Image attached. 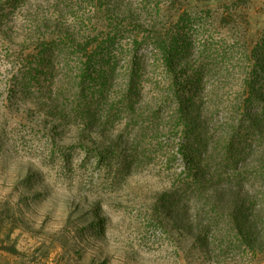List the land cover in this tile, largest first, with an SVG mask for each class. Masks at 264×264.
Here are the masks:
<instances>
[{"label":"rangeland","instance_id":"obj_1","mask_svg":"<svg viewBox=\"0 0 264 264\" xmlns=\"http://www.w3.org/2000/svg\"><path fill=\"white\" fill-rule=\"evenodd\" d=\"M140 2L0 0V264H264V133L246 127L262 120L264 107L254 94L264 87L254 51L264 0L236 3L253 13L249 43L233 41L248 18L227 17L230 0H192L187 13L169 20L187 34L189 48L170 61L181 72L176 84L199 99L173 118L190 124L187 136L182 126L166 129L170 111L160 99L136 106L134 117L126 104L113 115L111 101L91 89L123 84L129 56L110 55L145 25ZM116 11L124 26L110 27ZM103 28L114 43L96 56L99 73L111 71L110 78L90 70L96 80L81 84L71 62V93L57 97V54L75 61L81 53L53 50L50 34L91 40ZM138 58L148 90L163 88L170 76L164 61H154L151 47ZM37 67L43 74L36 78ZM211 110L213 119L205 115ZM240 213L256 249L231 220Z\"/></svg>","mask_w":264,"mask_h":264},{"label":"trees","instance_id":"obj_2","mask_svg":"<svg viewBox=\"0 0 264 264\" xmlns=\"http://www.w3.org/2000/svg\"><path fill=\"white\" fill-rule=\"evenodd\" d=\"M232 2L226 3L227 6H235L231 7L227 10L226 16L229 18L237 19L239 17L248 18L247 23L245 26L246 30L243 28V30L237 32V36L233 38V41L235 42H250L249 39V32L248 27L252 25L251 19L253 18V13L251 8H248V6H241L238 7L239 3L238 0H230ZM249 1V0H248ZM192 0H165L163 2H160L158 0H141L140 6H144L142 9H136V13L139 17V19L145 20V25H136L134 28V33L132 37L128 39V42L126 43V46L123 48H119V50H116V53H112L110 56L112 59H116L117 55H124L126 57L129 56V60L126 61V67L123 71V84L120 86V88H116L114 90H111V85H107V82L101 83V84H95L91 87V89L94 92H98L102 96V100L106 102L111 101V111L113 112V115L115 112H117V107L120 104L121 106H127V108L131 111L130 115L134 117V112L137 111L136 106L139 107V105L147 104L149 102H152L153 99H160L161 105L163 107L168 108L170 111V121L169 126L166 127V129L172 130V131H178L180 129V126H182V133H184L185 136H187L189 131V125H186L184 123H179L176 121L174 123L173 118L177 117V120L180 119V117H185L184 113L187 111V104L185 103H191L193 106L198 103L199 99H197V94H193V97H186L184 93V89H188L183 84H176L178 83V77L181 72L179 70L171 69L170 67V61L174 59V55L177 56L179 53H188V47H187V34L183 31L177 30L174 26V21H169L171 19H175L179 14L181 13H187L188 8H185V6H192L191 5ZM251 2V0H250ZM164 3L163 5L169 6L167 8L158 6L160 4ZM116 6H123L124 4L121 1H114V4ZM127 6H132L131 4H127ZM147 6V7H146ZM150 6H155L153 9H151ZM182 6V7H181ZM262 11L264 12V5L262 7ZM186 9V10H185ZM104 11L106 13H109V10H99V12ZM121 13L115 12L114 15H120ZM245 15V16H244ZM191 16V15H189ZM241 17V18H242ZM108 18V17H107ZM184 17H179V20L177 22H181ZM104 20V18H101ZM127 19H130L134 21V18L127 17ZM190 20V19H189ZM107 21V19L105 20ZM111 25L110 27H117V26H124L120 22H118V19L114 16V18L111 19ZM104 23V27L106 25V22ZM99 27V25H98ZM237 27V26H236ZM240 28V27H237ZM242 28V27H241ZM105 28L103 30H99L97 32L98 37L94 39H86L84 36L80 38H74L71 37L69 34L61 32L59 34H55L52 32L50 34V39L52 42L53 50L56 48H59L60 46H64L65 49L69 50H75L77 52H80L81 56L80 58H77L75 61L71 57H63L59 54H57L59 61L62 62L61 64V74L62 79L60 80V86H58V95L57 97H63L67 93H71V90L68 88V90L65 88V86H68L70 83V80L72 77H74L73 72L71 71V62L75 64V69L77 71V74L75 76V79H80L81 84L85 83L87 85V81L91 82L92 79L96 80L97 77H93L95 74L90 72L91 71H97L101 78V81L104 79L110 78L111 71H103L99 73V70L101 68V60L97 59V52H99L102 47H106L108 45H111L114 43L112 38H109L111 36V32L105 33ZM259 40L257 42V46L255 48V52H257L260 55V64L262 65V70H264V32L259 34ZM106 38V39H104ZM121 45V44H119ZM245 45V43H244ZM122 46V45H121ZM249 45H245L246 51L250 48H248ZM151 47L153 50V56L154 61L159 60L157 58H161L164 61V65L169 72V78L164 81V87L160 88L156 91H150L149 89V79H144V74L149 76L146 72V68L144 66V62L141 61L140 58H138L139 53H141L144 48ZM183 50V51H182ZM108 51V50H107ZM72 52V51H69ZM67 56L70 54L66 53ZM158 56V57H157ZM37 66V65H36ZM50 71V70H49ZM64 71H67L68 73H64ZM176 71V73L174 72ZM36 78L38 75H41L43 73L40 72L38 67L34 70ZM115 72V71H114ZM113 72V73H114ZM49 73V72H48ZM96 73V74H97ZM45 75V73H44ZM155 74H152V77H154ZM64 77V78H63ZM35 78V80H36ZM263 80V79H262ZM94 83V82H93ZM55 86V84L53 85ZM57 87V86H55ZM258 92H254V94L257 96L259 100L264 102V87L258 85ZM79 88V87H78ZM260 89V90H259ZM85 88H82V92H84ZM53 92V90H51ZM188 91H192L191 89H188ZM193 92V91H192ZM77 94L76 92L74 93ZM83 94V93H82ZM150 97V99H149ZM50 105H54V99L53 95L51 98ZM58 101V100H57ZM165 101V102H164ZM168 101V103H166ZM185 105V106H184ZM261 113L262 120L252 119L250 121L249 125H246L249 129H255L257 128L262 133H264V125H262L263 117H264V107H262L259 111ZM206 116H210L211 119H213V112H206ZM205 129V128H204ZM171 131V132H172ZM209 137V136H206ZM231 139V138H230ZM232 142V139H231ZM184 146V145H182ZM201 149L204 148V146H200ZM204 151V149H203ZM245 154V151H243L241 158ZM241 160V159H240ZM242 161V160H241ZM195 165V162L192 160V162ZM196 164L199 166V170L202 171L203 174H206L209 172L210 167L208 165H202ZM231 220L234 224H236L237 229L240 231H243V236L246 237V239L249 241L247 242L248 245L251 246V242L253 240H249V231H245V227L247 225L248 216L245 213H240L231 215ZM253 239V238H252ZM246 240V241H247ZM6 251H9L7 248H3Z\"/></svg>","mask_w":264,"mask_h":264}]
</instances>
